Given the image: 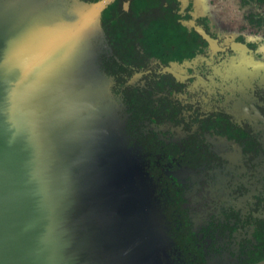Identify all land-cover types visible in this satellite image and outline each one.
Segmentation results:
<instances>
[{
    "label": "flooded vegetation",
    "instance_id": "af4514ba",
    "mask_svg": "<svg viewBox=\"0 0 264 264\" xmlns=\"http://www.w3.org/2000/svg\"><path fill=\"white\" fill-rule=\"evenodd\" d=\"M99 7V64L126 114L176 264H264V15L200 0Z\"/></svg>",
    "mask_w": 264,
    "mask_h": 264
},
{
    "label": "water",
    "instance_id": "95a60500",
    "mask_svg": "<svg viewBox=\"0 0 264 264\" xmlns=\"http://www.w3.org/2000/svg\"><path fill=\"white\" fill-rule=\"evenodd\" d=\"M77 2L41 0L33 10L58 22H37L32 8L0 0V264H176L99 64V7ZM51 26L76 34L67 66L43 71L15 55Z\"/></svg>",
    "mask_w": 264,
    "mask_h": 264
},
{
    "label": "snow or ice",
    "instance_id": "6c2138e0",
    "mask_svg": "<svg viewBox=\"0 0 264 264\" xmlns=\"http://www.w3.org/2000/svg\"><path fill=\"white\" fill-rule=\"evenodd\" d=\"M75 33L56 28H38L19 44L15 55L32 66L48 71L67 60L76 41Z\"/></svg>",
    "mask_w": 264,
    "mask_h": 264
},
{
    "label": "rangeland",
    "instance_id": "374dc122",
    "mask_svg": "<svg viewBox=\"0 0 264 264\" xmlns=\"http://www.w3.org/2000/svg\"><path fill=\"white\" fill-rule=\"evenodd\" d=\"M16 1V5H21L23 3V5H26L25 7L32 8V11H27L34 16L32 18L37 22H42L41 19H43V17H45L43 22H58L57 18L52 16V14H42L40 11L37 15V11L33 10L37 7L36 3L41 6V0ZM78 2L77 4H79ZM199 4L201 13H210L215 22H232L234 28H238L245 22H248L247 18L250 15L257 13L264 15V0H200ZM80 7L81 11L85 9V6L83 5H80ZM38 9L40 10V8ZM34 11L36 13H34ZM38 16H41V19H39ZM50 28L56 27L51 26ZM63 63L67 66V61H64Z\"/></svg>",
    "mask_w": 264,
    "mask_h": 264
},
{
    "label": "trees",
    "instance_id": "16d2710c",
    "mask_svg": "<svg viewBox=\"0 0 264 264\" xmlns=\"http://www.w3.org/2000/svg\"><path fill=\"white\" fill-rule=\"evenodd\" d=\"M104 71V70H103ZM108 75V74H107Z\"/></svg>",
    "mask_w": 264,
    "mask_h": 264
}]
</instances>
